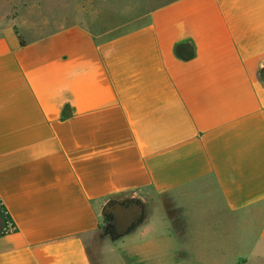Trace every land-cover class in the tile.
<instances>
[{
  "label": "crops",
  "instance_id": "1",
  "mask_svg": "<svg viewBox=\"0 0 264 264\" xmlns=\"http://www.w3.org/2000/svg\"><path fill=\"white\" fill-rule=\"evenodd\" d=\"M110 19L1 31L0 264H133L184 223L264 258V0ZM129 201L143 216L117 248L104 211Z\"/></svg>",
  "mask_w": 264,
  "mask_h": 264
},
{
  "label": "rangeland",
  "instance_id": "2",
  "mask_svg": "<svg viewBox=\"0 0 264 264\" xmlns=\"http://www.w3.org/2000/svg\"><path fill=\"white\" fill-rule=\"evenodd\" d=\"M94 1V0H93ZM174 0H0V34L3 29L15 25L22 37L37 38L42 33L52 30L57 23L75 18H88L96 32H101L98 21L101 16L113 19L117 33L127 30L133 18L150 12ZM14 26V27H15ZM158 212L150 217L156 228ZM212 224V222H209ZM218 228H191L179 224L169 241L150 235L149 242L144 243L135 253L133 264H236L239 256L248 257L252 263L264 264V258L255 257L252 243L222 245L215 237ZM135 236L128 235L116 241V247L122 246ZM117 247V248H118ZM134 251V250H133ZM134 254V253H133ZM134 256V255H133ZM103 264V263H102ZM105 264H120L116 257H107ZM240 264H246L241 262Z\"/></svg>",
  "mask_w": 264,
  "mask_h": 264
},
{
  "label": "water",
  "instance_id": "3",
  "mask_svg": "<svg viewBox=\"0 0 264 264\" xmlns=\"http://www.w3.org/2000/svg\"><path fill=\"white\" fill-rule=\"evenodd\" d=\"M106 210L113 213V224L119 226V232H128L143 216V205L138 201L129 203L111 202Z\"/></svg>",
  "mask_w": 264,
  "mask_h": 264
},
{
  "label": "trees",
  "instance_id": "4",
  "mask_svg": "<svg viewBox=\"0 0 264 264\" xmlns=\"http://www.w3.org/2000/svg\"><path fill=\"white\" fill-rule=\"evenodd\" d=\"M15 31L21 41L22 44H24V40L21 36V34L18 31V28L15 26ZM113 219H114V215L113 213L107 211L105 209L104 211V222H103V226H102V230L105 233V235L113 238V239H118L124 236V233H121L119 231H116L115 226L113 224Z\"/></svg>",
  "mask_w": 264,
  "mask_h": 264
},
{
  "label": "built area",
  "instance_id": "5",
  "mask_svg": "<svg viewBox=\"0 0 264 264\" xmlns=\"http://www.w3.org/2000/svg\"><path fill=\"white\" fill-rule=\"evenodd\" d=\"M0 209L2 210V204H1V201H0ZM2 212L5 214V211L2 210ZM8 223V227H13L12 223L10 221L7 222Z\"/></svg>",
  "mask_w": 264,
  "mask_h": 264
},
{
  "label": "flooded vegetation",
  "instance_id": "6",
  "mask_svg": "<svg viewBox=\"0 0 264 264\" xmlns=\"http://www.w3.org/2000/svg\"><path fill=\"white\" fill-rule=\"evenodd\" d=\"M130 202V201H129ZM129 202H124V203H129ZM120 203H123V202H120ZM115 226V229H116V231H120L119 229V226L118 225H114Z\"/></svg>",
  "mask_w": 264,
  "mask_h": 264
}]
</instances>
